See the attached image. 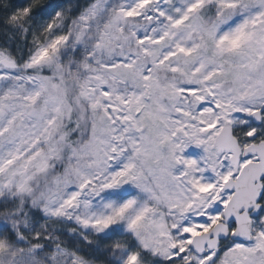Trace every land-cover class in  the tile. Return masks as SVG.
Segmentation results:
<instances>
[{"label":"snow or ice","instance_id":"snow-or-ice-1","mask_svg":"<svg viewBox=\"0 0 264 264\" xmlns=\"http://www.w3.org/2000/svg\"><path fill=\"white\" fill-rule=\"evenodd\" d=\"M0 264H264V0H0Z\"/></svg>","mask_w":264,"mask_h":264}]
</instances>
